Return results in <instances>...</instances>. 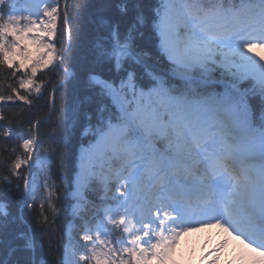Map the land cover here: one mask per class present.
Listing matches in <instances>:
<instances>
[{
	"label": "snow or ice",
	"instance_id": "1",
	"mask_svg": "<svg viewBox=\"0 0 264 264\" xmlns=\"http://www.w3.org/2000/svg\"><path fill=\"white\" fill-rule=\"evenodd\" d=\"M257 49L264 0H0V264H167L213 227L264 264Z\"/></svg>",
	"mask_w": 264,
	"mask_h": 264
},
{
	"label": "rangeland",
	"instance_id": "2",
	"mask_svg": "<svg viewBox=\"0 0 264 264\" xmlns=\"http://www.w3.org/2000/svg\"><path fill=\"white\" fill-rule=\"evenodd\" d=\"M252 55L258 57L264 52L257 49ZM241 250L242 246L221 229L200 228L179 238L167 264H240Z\"/></svg>",
	"mask_w": 264,
	"mask_h": 264
},
{
	"label": "trees",
	"instance_id": "3",
	"mask_svg": "<svg viewBox=\"0 0 264 264\" xmlns=\"http://www.w3.org/2000/svg\"><path fill=\"white\" fill-rule=\"evenodd\" d=\"M0 83H2V81H0ZM3 90L4 89H0V91H3ZM20 103L21 102L17 101V104H20ZM44 103H45L44 101H41V106H43ZM24 108L27 109V106H24ZM4 114L9 118V121L13 125H16V124L20 123L21 121H23L26 124L29 119L34 118L36 116H43L44 115V111L37 112L34 109L33 112H32V115L29 116L26 112H21V110L18 109V108H12V109L6 110ZM41 131L44 132L45 129H41ZM12 155L13 154L11 152L5 153L3 151L2 143H0V176L6 175V172L4 170V161L7 159L9 162H11ZM13 206L15 208V203L13 204ZM38 211H39V209L37 208L36 212H38ZM59 223L61 225H63L64 221L61 220ZM38 258L39 259H44V257H38Z\"/></svg>",
	"mask_w": 264,
	"mask_h": 264
}]
</instances>
